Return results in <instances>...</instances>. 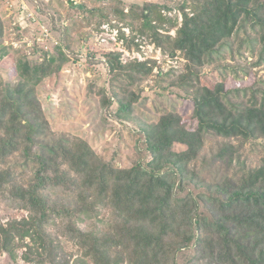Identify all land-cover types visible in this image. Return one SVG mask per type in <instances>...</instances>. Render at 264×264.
Wrapping results in <instances>:
<instances>
[{
  "label": "trees",
  "instance_id": "obj_1",
  "mask_svg": "<svg viewBox=\"0 0 264 264\" xmlns=\"http://www.w3.org/2000/svg\"><path fill=\"white\" fill-rule=\"evenodd\" d=\"M26 2L0 15L3 264H264V0ZM104 24L145 59L89 52Z\"/></svg>",
  "mask_w": 264,
  "mask_h": 264
},
{
  "label": "rangeland",
  "instance_id": "obj_2",
  "mask_svg": "<svg viewBox=\"0 0 264 264\" xmlns=\"http://www.w3.org/2000/svg\"><path fill=\"white\" fill-rule=\"evenodd\" d=\"M134 1H136V0H134ZM169 1L173 2L172 5H175L176 4L175 3L176 0H169ZM21 9L22 10H19V6L18 5H15L13 8H10L7 4H5V3L2 4V6L0 7V15H1L2 19L4 20L5 24L8 25V26H11V24H13L16 20L19 19L21 25H27L28 23L27 22L24 23V21L26 20L25 18L26 17H29V15L31 13L28 10V9H30V6L27 5V4L26 5L23 4V5H21ZM11 22H13V23H11ZM32 28H33V26H32ZM41 37H39V39H41ZM78 37H82L81 40H83L86 44H89V52L93 51L94 50V47H97V46L98 47H103V49L105 51H111V50H113V51H119V53H122V51L125 50L123 48L122 43H121L120 40H116L115 42H113V40H111V38H110V40H109L110 41V44H108V43H102L101 41H98L96 39V36L92 37V32L89 31V30L88 31H86V30L83 31L82 33H80L78 35ZM110 37H115V34H111ZM6 41H8L9 43H12L14 45V47L17 46V48H13L10 45L13 48L14 51H19L17 49H19L20 47H22L21 44L18 45V42L14 41V37L10 36V34H9L8 38L6 39ZM22 41H24L23 38H22ZM101 44H105V45H101ZM116 44H119V45H116ZM77 45H75V47L78 48L77 50H79L80 49V46L78 45V47H77ZM30 46H31L30 43L27 42L26 47H30ZM152 51H153V46L152 45L147 46L146 47V50H144L146 56L153 55L152 57L155 60L156 59H159V52H158V50L154 51L153 54H151ZM125 53H128V52L126 51ZM133 55L135 56L136 59H137V57H139L141 60L145 59L144 56H139L138 54H135V53H133V54H129L128 53V55L127 54H123V62H125V61H127L129 59H132ZM84 68H85V66H82V67L79 68L80 69L79 70L80 82L83 85H85L86 82H88L89 80H92L95 77V75L91 71L90 72L87 71V68L84 71ZM8 81H10L9 82L10 83V87L14 88L16 86L17 80L15 78H12L11 77ZM66 84H67V87L68 88L71 87L72 80L71 81H67ZM102 84H103V81H102V83H100V85H102ZM145 90H147V89L145 88ZM53 98L56 99L55 100V103H58V99L56 98L55 95H53ZM80 98L81 97H79V100H80ZM78 107H80V106L78 105ZM80 117H81V120L80 121L79 120H75V121H73V120H66V121H63L60 118V116L54 115V117H53V123L51 124L52 129L53 130L62 129L63 131H70L73 134L78 135L83 129L86 130L87 127H88V124L87 123H84V121H82V119L84 120L85 117L83 115H81ZM103 135H104L103 138L102 139H99V136L98 135H97V138L94 137L95 134L92 131L91 132H88V134H87V136L89 137L88 140H89L90 144L93 147L98 148V150L101 147V145H103L105 142H108V141H110L112 139V132H110L109 130H106ZM221 174L222 173L220 171H218L216 169H213L212 173L210 174V177L211 178H214V177L219 176ZM0 264H3V258L0 259Z\"/></svg>",
  "mask_w": 264,
  "mask_h": 264
},
{
  "label": "built area",
  "instance_id": "obj_3",
  "mask_svg": "<svg viewBox=\"0 0 264 264\" xmlns=\"http://www.w3.org/2000/svg\"><path fill=\"white\" fill-rule=\"evenodd\" d=\"M17 2H18V4H16V5H18L19 6V10H22L21 9V5H26L27 4V2H26V0H17ZM10 8H13L15 5H13V6H11V5H9V4H7ZM28 5V4H27ZM26 7V6H25ZM27 8V7H26ZM27 10V9H26ZM31 12H29V11ZM27 11L30 13V15H29V17H27V18H29V19H33L34 18V16H35V12H33L32 10H30V9H28ZM125 33H126V35H128V30L127 29H122ZM47 33V31H44V34H43V36H45V34ZM111 34H115V37L117 38V36H118V28H112V27H110V25H108V24H104V25H102L101 26V32H99L98 34H96L95 36H96V39L98 40V41H101L102 43H108V44H110V38H111V40H113V42H115L117 39L115 38V37H110V35ZM115 44V43H114ZM101 45H105V44H101ZM116 45H119V44H116ZM16 47V46H15ZM111 51H113V50H111ZM117 52H119V51H117ZM126 51L124 50V51H122V53L123 54H127L128 55V53H125ZM123 57V56H122ZM132 58H135V56L133 55V57ZM137 59H139V60H141L139 57H137Z\"/></svg>",
  "mask_w": 264,
  "mask_h": 264
},
{
  "label": "clouds",
  "instance_id": "obj_4",
  "mask_svg": "<svg viewBox=\"0 0 264 264\" xmlns=\"http://www.w3.org/2000/svg\"><path fill=\"white\" fill-rule=\"evenodd\" d=\"M171 34H173V31L171 32ZM94 50H104L103 47H94ZM123 55V54H122Z\"/></svg>",
  "mask_w": 264,
  "mask_h": 264
}]
</instances>
